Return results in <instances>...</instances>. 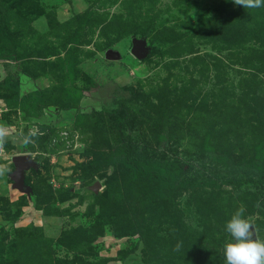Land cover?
<instances>
[{
	"label": "rangeland",
	"instance_id": "rangeland-1",
	"mask_svg": "<svg viewBox=\"0 0 264 264\" xmlns=\"http://www.w3.org/2000/svg\"><path fill=\"white\" fill-rule=\"evenodd\" d=\"M0 128V264H226L239 207L264 240V7L0 0Z\"/></svg>",
	"mask_w": 264,
	"mask_h": 264
},
{
	"label": "clouds",
	"instance_id": "clouds-1",
	"mask_svg": "<svg viewBox=\"0 0 264 264\" xmlns=\"http://www.w3.org/2000/svg\"><path fill=\"white\" fill-rule=\"evenodd\" d=\"M234 5L245 9L264 7V0H232ZM5 129L0 128V146L5 142ZM246 209L241 206L225 225V230L233 241L224 245L226 264H264V240L254 238L251 223L244 218ZM181 243H177L179 250Z\"/></svg>",
	"mask_w": 264,
	"mask_h": 264
},
{
	"label": "water",
	"instance_id": "water-1",
	"mask_svg": "<svg viewBox=\"0 0 264 264\" xmlns=\"http://www.w3.org/2000/svg\"><path fill=\"white\" fill-rule=\"evenodd\" d=\"M132 53L135 57H141L143 55L142 45L138 42H134L132 45ZM11 162L13 168L8 175L12 179L14 186L22 189L24 186L22 184L24 170L30 166H36V163L29 154L13 155L11 157Z\"/></svg>",
	"mask_w": 264,
	"mask_h": 264
},
{
	"label": "trees",
	"instance_id": "trees-1",
	"mask_svg": "<svg viewBox=\"0 0 264 264\" xmlns=\"http://www.w3.org/2000/svg\"><path fill=\"white\" fill-rule=\"evenodd\" d=\"M44 126L42 124H39V128H43ZM126 158L128 160V164L129 166L132 168L133 174L136 177H139L142 175L143 172H145V170L143 169V167L141 166V164L139 165L137 162V157H133L129 152H126ZM164 184H166V189L170 188V179L169 177H164L163 178ZM258 225V224H256Z\"/></svg>",
	"mask_w": 264,
	"mask_h": 264
},
{
	"label": "crops",
	"instance_id": "crops-1",
	"mask_svg": "<svg viewBox=\"0 0 264 264\" xmlns=\"http://www.w3.org/2000/svg\"><path fill=\"white\" fill-rule=\"evenodd\" d=\"M30 83H28L25 79H23L21 82L17 85V95L18 97H22L25 94L29 93V91H32L34 87L31 88Z\"/></svg>",
	"mask_w": 264,
	"mask_h": 264
}]
</instances>
